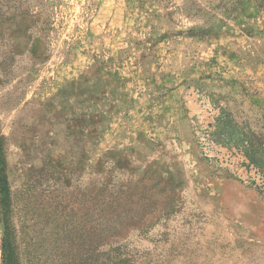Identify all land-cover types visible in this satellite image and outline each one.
Listing matches in <instances>:
<instances>
[{"label":"rangeland","instance_id":"1","mask_svg":"<svg viewBox=\"0 0 264 264\" xmlns=\"http://www.w3.org/2000/svg\"><path fill=\"white\" fill-rule=\"evenodd\" d=\"M0 156L15 264H264V0H0Z\"/></svg>","mask_w":264,"mask_h":264},{"label":"trees","instance_id":"2","mask_svg":"<svg viewBox=\"0 0 264 264\" xmlns=\"http://www.w3.org/2000/svg\"><path fill=\"white\" fill-rule=\"evenodd\" d=\"M259 152V150L256 151V155L260 154L257 153ZM255 154V152H253V149H251L250 155ZM255 156V155H254ZM256 165L258 164L260 167V163L262 162V155L260 154V156L258 157L259 159H255L253 156L249 157ZM3 160L0 156V195L2 197L1 199V204L3 207V212H4V222H5V237L3 239V244H2V252H3V261L4 264H15L14 260L12 259V240H11V234H10V228H9V211H8V207L6 208L5 205V198L7 196V191H6V180L5 177L3 176Z\"/></svg>","mask_w":264,"mask_h":264}]
</instances>
